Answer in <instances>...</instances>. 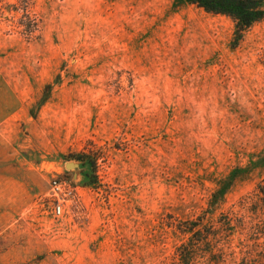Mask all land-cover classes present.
Masks as SVG:
<instances>
[{"label": "rangeland", "instance_id": "1", "mask_svg": "<svg viewBox=\"0 0 264 264\" xmlns=\"http://www.w3.org/2000/svg\"><path fill=\"white\" fill-rule=\"evenodd\" d=\"M235 30L186 0H0V153L38 176L0 264H264V19Z\"/></svg>", "mask_w": 264, "mask_h": 264}, {"label": "crops", "instance_id": "2", "mask_svg": "<svg viewBox=\"0 0 264 264\" xmlns=\"http://www.w3.org/2000/svg\"><path fill=\"white\" fill-rule=\"evenodd\" d=\"M2 106L0 111L3 114L10 111L9 109L14 110L13 107ZM34 165L23 153H9L7 150L0 153V229L7 227L13 220L16 199L29 198L38 183Z\"/></svg>", "mask_w": 264, "mask_h": 264}, {"label": "trees", "instance_id": "3", "mask_svg": "<svg viewBox=\"0 0 264 264\" xmlns=\"http://www.w3.org/2000/svg\"><path fill=\"white\" fill-rule=\"evenodd\" d=\"M209 13L229 16L236 26V42L243 32L264 19V0H186Z\"/></svg>", "mask_w": 264, "mask_h": 264}, {"label": "built area", "instance_id": "4", "mask_svg": "<svg viewBox=\"0 0 264 264\" xmlns=\"http://www.w3.org/2000/svg\"><path fill=\"white\" fill-rule=\"evenodd\" d=\"M52 191L54 194H59L60 191H62V187L58 182H55L52 186ZM53 212L55 215L60 216L62 214V205L58 204L53 208Z\"/></svg>", "mask_w": 264, "mask_h": 264}, {"label": "water", "instance_id": "5", "mask_svg": "<svg viewBox=\"0 0 264 264\" xmlns=\"http://www.w3.org/2000/svg\"><path fill=\"white\" fill-rule=\"evenodd\" d=\"M67 167L68 168H71V167H79V165L71 162V163H68L67 164Z\"/></svg>", "mask_w": 264, "mask_h": 264}]
</instances>
